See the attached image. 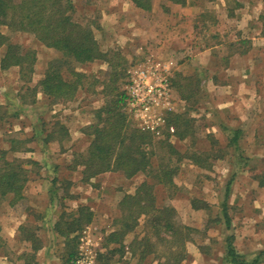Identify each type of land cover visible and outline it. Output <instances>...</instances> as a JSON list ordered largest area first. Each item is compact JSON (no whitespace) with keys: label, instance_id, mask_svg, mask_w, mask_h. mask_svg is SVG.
Here are the masks:
<instances>
[{"label":"rangeland","instance_id":"1","mask_svg":"<svg viewBox=\"0 0 264 264\" xmlns=\"http://www.w3.org/2000/svg\"><path fill=\"white\" fill-rule=\"evenodd\" d=\"M72 1L75 4L73 18L97 26L93 29L94 36L100 48L108 52V59L117 65L119 75L115 86L120 90L126 92L129 83L127 70L131 66L159 58L176 63V69L175 65L171 67L170 108L161 111L164 122L158 132H150L154 139L168 135L169 142L183 155L211 149L213 138L225 155L217 160L210 158L209 169L196 165L187 157L178 161L172 156L168 160L170 166L178 169L174 176L175 187L158 189L157 199L175 209L173 219L177 224L192 229L181 248L180 254H185L183 260L175 263V259L160 252L165 250V246L155 244L147 228L148 216H141L134 232L125 237L123 252L107 253L103 258L100 253L107 252L105 238L116 227L114 220L119 213L121 195L133 193L145 178L142 173L127 178L121 172L113 171L89 180L83 178L80 161L92 138L87 128L95 121L96 109L104 103L99 94L101 81L106 79L112 67L98 60L87 64L70 63L72 68L87 77L71 100H42L37 107H26V115L21 114L25 107L20 111L18 106H14L16 113L6 112L5 118L3 112L12 107L11 103L15 102L19 92L26 94L25 101H30L34 90L26 91L21 87L26 81L20 80L18 68H0V157L3 155L0 163L4 160L26 161V176L31 182L26 185L23 198L14 205L10 204L9 197L0 198V262L74 264L77 257L86 254L92 260L91 264H224V238L233 233L237 251L250 264H264V189L257 180V175L264 171V34L252 38L255 29L250 25V29L247 27V15L241 22L237 18L226 20L224 13H205V16L196 18L197 11L192 9L185 15L187 19L183 16L180 25H174L175 16L171 14H166L165 18L156 14L147 18L148 12L139 15L130 12L124 3L122 22L125 25L120 29L115 25L116 16L122 15L113 9L111 13L107 12L109 8L118 6L120 0ZM229 5L234 6V2L231 0ZM255 8L253 18L259 14L264 24V1L257 3ZM106 18L111 21H106ZM147 19L156 24H149ZM193 21L194 24L191 23ZM255 26L258 28L260 25L257 23ZM164 27H168L165 33L157 34L158 29ZM0 30L9 34L5 26ZM179 30L183 42L172 39L179 36ZM124 34L130 36L127 43L121 41ZM9 36L13 42L35 50L33 83L43 76L50 60L62 57L60 52L43 46L30 34L17 32ZM106 38H109L108 43L100 41ZM163 41L167 44L164 48L160 45ZM209 45L214 47L205 52L206 57L215 53L219 60L217 65L208 64L210 61L206 57L194 58L199 49ZM243 51L251 53L245 58L234 55ZM3 52L4 46L0 47V59ZM186 58L191 60L184 65V76L179 64ZM198 69L202 73H197ZM65 76H69L67 72ZM186 82L199 85L196 100L182 99L178 85ZM123 110L134 126L139 127L128 110L127 102ZM172 114L182 115L188 124L187 135L183 139H179L174 125L169 126ZM232 125L242 129L240 149L246 164L232 181L228 199L231 227L227 229L221 219L220 204L224 199L225 184L236 167L225 146L222 128ZM192 199L207 203V208H192ZM82 203L93 214L92 221L78 232L77 240H67L54 230L55 223L60 216H69ZM146 234L157 246L158 255L152 253L140 257L139 253L148 249L143 241L139 242ZM30 235L35 236L40 245L35 252L31 251ZM131 247L136 249L135 256L139 259L132 257Z\"/></svg>","mask_w":264,"mask_h":264},{"label":"trees","instance_id":"2","mask_svg":"<svg viewBox=\"0 0 264 264\" xmlns=\"http://www.w3.org/2000/svg\"><path fill=\"white\" fill-rule=\"evenodd\" d=\"M132 1L139 6L140 0ZM74 13L75 4L72 0H0V27L5 26L9 34L17 32L30 34L43 46L62 54L61 58L48 62L38 84L44 94L51 97L54 102L71 100L87 79L85 73L76 71L70 63L87 64L95 60H104L112 67L106 79L101 81L102 88L99 94L104 98V103L96 109L95 121L88 126L90 131L87 133L92 136V139L80 161L83 167V178L89 180L110 171L121 172L127 178L142 173L145 178L136 186L133 194H125L119 201V214L114 220L116 227L106 235L107 252H101L100 256L106 258L104 255L106 256L107 253L123 252L125 237L135 230L141 216H148L150 218L147 228L155 244L165 246L163 247L165 250L160 252L172 257L176 260L175 263H178L184 259L185 254H180L181 248L189 239L192 229L174 221L175 209L172 206L157 202L158 189L169 190L175 187L174 176L178 169L170 166L168 160L172 156L178 161L181 157H187L196 165L206 169L211 167L208 162L210 158L223 157L222 149L214 146L216 140L212 138L211 149L201 153L181 155L169 142L168 135L155 140L150 131L134 126L123 110L127 102L126 92L115 86L119 75L116 71L117 65L108 59V52L101 50L94 36L93 29L97 26L76 21L73 18ZM9 34L0 30V47L4 46L0 68L6 70L17 67L21 78L28 81L36 62L35 50L13 42ZM66 72L69 75L67 77ZM106 80L109 82L106 83ZM178 90L182 99L189 101L197 99L200 88L198 84L189 85V82H186L178 85ZM168 123L169 126L172 124L176 127L179 139L186 137L188 124L182 115L172 114ZM222 129L227 136V146L232 149L236 165L234 173L225 184L224 199L220 204L221 218L228 229L231 227V222L226 198L235 173L243 169L246 160L239 146L242 130L226 126ZM166 131H168L167 127ZM0 158L2 160L3 155ZM27 164L26 161L19 160H4L0 163V198L9 197L11 205L23 198L22 192L28 181ZM257 180L259 186L264 188V171L257 175ZM199 201L192 199V208L206 209L207 203ZM65 216L67 218L63 222ZM65 216L59 217L54 230L65 239L72 241L77 240L78 232L92 221L93 214L86 206H78L75 212ZM28 240L31 242L32 252L40 249L35 236L30 235ZM141 241L148 246V249H143L141 253L153 251L158 255L157 246L151 243L148 234L142 236L139 239V242ZM232 241L233 237H226L222 262L248 264L244 256L237 252ZM114 244L119 248L116 246L110 248ZM1 245L0 238V247ZM131 252L133 254L136 249L131 247ZM72 255L71 252L70 256ZM0 264L3 263L0 262Z\"/></svg>","mask_w":264,"mask_h":264},{"label":"crops","instance_id":"3","mask_svg":"<svg viewBox=\"0 0 264 264\" xmlns=\"http://www.w3.org/2000/svg\"><path fill=\"white\" fill-rule=\"evenodd\" d=\"M231 0H140L139 1V6L137 5V4H135L132 0H120V4L118 5V6H114V7H112V8H109L108 10L109 11H107L108 13H111V11H112V9L113 10H116L117 11V13L119 12L122 16H116V24L115 25H117L120 29L122 28V26L123 25H125V23L124 22H122V21H124V16L123 15H125L124 14V12H122L123 11V8H122V5H123V3L128 7V9L130 10V12L132 11L133 13H136V14H140V13H147L148 12V15H147V18H149L151 15L153 16L154 14H156L155 16H159V17H163V18H165L164 16H166V14H171V15H173V16H175V18H174V22H173V24L174 25H180V21L183 19V16H185L187 13H188V11L191 13V11H192V9L196 12L197 11V13H196V15H195V17L197 16V17H200V16H205L206 14L205 13H209V14H211V15H213V14H220V13H224L225 14V19L226 20H228L229 18L230 19H234V18H237V19H240L239 20V22H241V20H243V19H245V18H243L245 15H247V19H246V25H247V27H248V25H250V26H253L254 27V29H255V32H253V34H252V38H254L255 36H258V35H260V34H264V29H263V21H261L262 19H260V17H259V14L257 15V16H255L256 18H253V16H254V14H253V12H254V10H257L256 8H255V6H256V4L257 3H259V2H261V0H232L233 2H234V6H230L229 5V2H230ZM263 1L264 0H262V3H263ZM261 5V4H260ZM189 9H191V10H189ZM245 13V14H244ZM261 13V12H260ZM253 14V15H252ZM129 16V15H128ZM177 16V17H176ZM187 17L188 16H185V19H187ZM196 17V18H197ZM240 17V18H239ZM128 19H129V17H127ZM167 18V17H166ZM117 19H119V20H117ZM169 19V18H168ZM108 20H110V18H106V21H108ZM162 20H165V19H162ZM111 21V20H110ZM128 20H126V23H128L127 22ZM147 21H148V23L149 24H156V23H154V21L153 20H148L147 19ZM259 21V22H258ZM115 23V22H114ZM192 24H194V21L193 22H191ZM258 23V25H260L258 28L255 26L256 24ZM106 24H108V23H106ZM158 25V24H157ZM160 25V24H159ZM165 26V25H164ZM249 26V27H250ZM248 27V28H249ZM153 28H154V30L156 31V29H155V27L153 26ZM256 28L258 29V30H256ZM165 29H168V27H164V29L163 28H161L160 30L158 29V31H157V34H159V33H161V31H163V33H165ZM181 29V28H180ZM250 29V28H249ZM121 32H123V30H121ZM124 33H126V31H124ZM170 33V32H169ZM241 33V35H242V38L244 37L243 36V33L242 32H240ZM252 33V32H251ZM248 34H250V33H248ZM125 35V34H124ZM105 36H107V35H105ZM181 30H179V36L178 37H176V36H174L172 39H175L176 41H179V42H183L184 40L181 38ZM250 36H251V34H250ZM153 37H155V35L153 36ZM246 37H248V36H246ZM183 38H185V36H183ZM103 39V38H102ZM121 41L122 42H124V43H127L128 42V40L130 39V36L128 35V36H123V35H121ZM157 39H161V38H157ZM185 40H187V38H185ZM102 43H108V41H109V38H106L104 41H102V40H100ZM168 43V42H167ZM160 45H161V47L162 48H164L167 44H165L164 43V41L162 42V43H160ZM210 46V45H209ZM214 46H210V47H205V46H203V48L202 49H199V53L198 54H195V56H194V58H196V57H200V56H202V57H206V53L205 52H209L210 50H212V48H213ZM48 48V47H47ZM50 49H52V48H50ZM53 50V49H52ZM102 50V49H101ZM104 51V50H103ZM104 52H106V51H104ZM250 53H251V51H247V52H245V51H243V52H240V53H235L234 55H237L238 57H243V58H245L246 56L248 57L249 55H250ZM215 53H213V54H209L207 57H206V59L207 60H209L210 62H208V64L210 63L211 65H217V64H219V60H218V57H216V55H214ZM233 55V56H234ZM37 57V56H36ZM184 57H186V56H184ZM193 58V59H194ZM160 59V58H159ZM158 59V60H159ZM192 59V60H193ZM160 60H163V59H160ZM167 60H171V59H167L166 58V60H163V61H167ZM184 61H182V62H180V64H179V68L180 69H182L181 71H182V73H183V71H186L185 69H184V65L186 64V63H188L189 62V60H191L190 58H186V59H183ZM96 61V60H95ZM98 61H104V60H98ZM92 62H94V61H92ZM104 62H106V61H104ZM36 63V62H35ZM91 63V62H90ZM107 63V62H106ZM175 65V69H176V63L174 64ZM34 69H33V71H36V65L34 64ZM186 67H189V65L187 66L186 65ZM16 69H17V67H15ZM173 72V71H172ZM202 73V71H200L199 69L197 70V73ZM18 73H19V69H18ZM102 73H104V72H102ZM175 72H173V74H174ZM185 73V72H184ZM184 73H183V75H184ZM33 74V73H32ZM172 74V73H171ZM183 75H181V76H183ZM19 76H21L20 75V73H19ZM19 76L18 75H16V78L18 77V80L20 79L19 78ZM185 76V75H184ZM42 77L43 76H41L40 78H39V80L38 81H36V82H34L33 83V75H31L30 77H29V79H28V81H26V80H24V81H26V83H24V82H22V84H21V87H24V88H26L25 90L27 91V90H31V89H33L34 91H33V95H32V100H30V101H25L24 100V96L26 95V94H21L20 92H19V94H17L16 96H15V98H14V101L15 102H12L11 104H13L12 105V107L11 108H9V109H7L6 111H4L3 112V118H5V113L6 112H8V113H11L12 115H14V113H16V110L13 108L14 106H18L19 107V109H20V111H21V109L23 108V107H25L24 108V111H22L21 112V114H27V111H26V107H32L33 105H36L35 107H37L38 105H39V103H40V101H42V100H45V101H53V99L51 98V97H49V96H47L46 94H44V92L42 91V89L40 88V86L38 85L39 84V81L42 79ZM20 80H22L23 81V79L21 78ZM79 90V89H78ZM77 93H78V91H77ZM76 93V94H77ZM75 94V95H76ZM230 100V99H229ZM232 100V99H231ZM54 102V101H53ZM2 103V102H1ZM225 107H227V105L225 106ZM11 110H13V112L11 111ZM222 111V110H221ZM250 113V112H249ZM2 118V119H3ZM223 127H225V126H223ZM226 127H231V128H239V129H241L240 127H238V126H234V125H232V126H226ZM88 129V128H87ZM242 130V129H241ZM92 137V136H91ZM224 137H225V139H226V145L225 146H227V144H228V141H227V136L225 135V133H224ZM92 139V138H91ZM240 141H241V139H240ZM240 141H239V146H240ZM215 147H220L219 146V143L216 141V146ZM221 148V147H220ZM227 148L229 149V153H231V157H232V159H234V157L232 156L233 155V152H232V149H230L231 147H228L227 146ZM240 151H241V149H240ZM222 152H223V150H222ZM224 155H225V152H223V157H224ZM223 157H219V158H214V160H217V159H220V158H223ZM233 166L235 165L234 164V160H233ZM231 166V165H230ZM232 167V166H231ZM235 167H236V165H235ZM233 168V167H232ZM206 169H209V168H206ZM234 171H235V169L233 170V172H232V174L234 173ZM237 173V172H236ZM235 173V174H236ZM136 176V175H135ZM235 176V175H234ZM233 179H234V177H233ZM31 182H29V181H27L26 182V184H25V187H24V190H23V196H24V191H25V188H26V185L27 186H29V184H30ZM34 183H32V185H33ZM37 183H35L34 185H36ZM231 185H232V183H231ZM264 189V188H263ZM231 192V191H230ZM230 192L228 193V196H227V198H226V201H227V204H228V206H229V203H228V199H229V195H230ZM134 193V192H133ZM133 193H126V194H133ZM125 195V194H124ZM124 195H121L122 197L124 196ZM122 197H121V199H122ZM158 198V197H157ZM120 199V200H121ZM78 201H80L79 199H78ZM157 202L158 203H160V201H158V199H157ZM160 204H164V203H160ZM79 206H84V204L82 203V204H80ZM77 208L78 207H76V210H77ZM73 212H75V210L73 211ZM119 214V213H118ZM118 216V215H117ZM228 216H229V218H230V215L228 214ZM222 219V221H223V218H221ZM224 222V221H223ZM230 222H231V218H230ZM231 224V223H230ZM136 229V228H135ZM134 232V231H133ZM227 236H230V237H233V246L235 247V249L237 250V248H236V246H235V237H234V234L233 233H230V234H227ZM227 236H225V238H224V249H225V240H226V237ZM116 246V244H114V245H111L110 246V248L111 247H115ZM117 248H119L118 246H116ZM263 247H264V245H263ZM135 249V248H134ZM142 252V251H141ZM139 253L140 254V257L141 256H145L146 254H152V253H154L153 251H151L150 253ZM238 252V251H237ZM238 253H240V252H238ZM135 252H133V254H132V257L133 256H135ZM241 254V253H240ZM263 254V253H262ZM222 255H224V251H223V253H222ZM241 255H243V254H241ZM244 256V255H243ZM135 257H137L138 259H139V256H135ZM137 258H136V261H137ZM222 258H223V256H222ZM245 258V257H244ZM248 264H250L249 262H248Z\"/></svg>","mask_w":264,"mask_h":264},{"label":"built area","instance_id":"4","mask_svg":"<svg viewBox=\"0 0 264 264\" xmlns=\"http://www.w3.org/2000/svg\"><path fill=\"white\" fill-rule=\"evenodd\" d=\"M172 60L147 59L144 63L131 66L126 86L127 105L130 114L142 130L158 132L164 122L163 113L169 109L171 94ZM173 131V128L170 127ZM86 256L77 257L74 264H91Z\"/></svg>","mask_w":264,"mask_h":264}]
</instances>
